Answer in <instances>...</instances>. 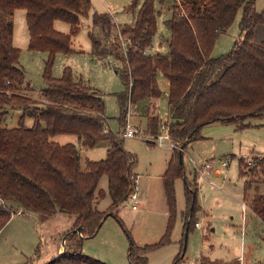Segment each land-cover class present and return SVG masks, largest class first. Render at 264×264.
Returning a JSON list of instances; mask_svg holds the SVG:
<instances>
[{
    "label": "trees",
    "instance_id": "trees-1",
    "mask_svg": "<svg viewBox=\"0 0 264 264\" xmlns=\"http://www.w3.org/2000/svg\"><path fill=\"white\" fill-rule=\"evenodd\" d=\"M156 1H132L134 21L121 27L126 48L118 44L109 50L107 40L117 34L116 24L107 13L93 15L89 33L93 54L100 59L114 56L124 64L117 70L126 87L119 96L122 128L129 103L163 95L160 75L168 81L166 124L173 141L184 148L201 139V130L208 124L245 127L247 118L264 116V10L257 11L256 0H174L167 21L168 53L151 55L147 51L158 32L160 15ZM17 9L26 11L29 50L47 54L43 70L47 87L38 99L29 95L32 88L19 66L21 50L13 43L12 14ZM90 9L91 0H0V119L16 108L22 111L18 127H0V232L19 210L47 217L56 212L75 217L73 229L64 236L67 243L94 237L109 216L122 224L116 209L137 185V157L124 148L123 138L107 128L101 93L75 79L69 67L60 78L52 75L57 54L73 52L71 37ZM240 10V38L230 52L212 57L217 39L227 32ZM57 20L71 25V35L55 29ZM26 117L33 118L32 126L24 125ZM160 127L157 117L148 118L151 133L156 134ZM58 135L76 136L77 143L61 144L53 140ZM100 141L108 143L106 158L87 159L82 167L79 146L93 148ZM255 158L251 166L242 160L241 174L248 176L245 202L264 223V156ZM182 173L183 162L178 150H173L162 176L169 212L167 231L154 245L131 241L128 264H148L147 253L169 242L176 216L175 181ZM104 175L112 205L102 212L96 201L104 196L98 191ZM198 190L196 185H186L182 250L175 262L184 257L186 235L197 223ZM79 227L81 237L75 232ZM44 264L107 263L66 244L64 253ZM198 264L222 263L202 258Z\"/></svg>",
    "mask_w": 264,
    "mask_h": 264
},
{
    "label": "rangeland",
    "instance_id": "rangeland-1",
    "mask_svg": "<svg viewBox=\"0 0 264 264\" xmlns=\"http://www.w3.org/2000/svg\"><path fill=\"white\" fill-rule=\"evenodd\" d=\"M133 0H91L88 15L81 18L80 29L71 37V54L59 53L52 75L60 78L64 69H72L75 79L102 94L105 103L106 126L119 135L129 126L141 132V136L123 138V146L134 153L137 164L134 172L138 173V197L141 206L133 209V200L127 199L116 209L122 224L112 216L107 217L94 237L82 241L69 240L81 249L84 255L107 264H128V248L131 241L137 245H154L161 241L167 231L169 212L164 195L162 175L165 173L173 150L168 146H159L150 142L160 133H151L147 125L148 116L160 120V126L168 117V81L159 76L163 95L158 99L142 97L128 105V114L121 126V108L119 96L126 87L117 70L124 67L122 60L114 56L100 59L93 54L89 36L93 28V15L109 14L116 24L117 34L107 40L111 50L116 45L126 48L121 35V27L133 23L135 11L130 8ZM174 0L156 1L160 12L158 32L150 54H167L170 28L167 25L172 15ZM178 2L179 0H175ZM258 12L264 10V0H256ZM242 10L235 17L227 32L221 35L212 57H219L232 50L240 37ZM14 22V46L21 50L19 66L26 74L27 83L32 90L29 95L39 98L41 90L47 87L43 79V70L47 54L30 51L29 31L26 11L17 9L12 14ZM57 31L71 35V25L57 20ZM22 111L11 110L0 119V127L14 128L20 124ZM150 116V117H151ZM24 125L30 127L34 120L26 117ZM245 127L235 123H211L201 130L202 138L189 143L183 149V173L175 181L176 216L169 235V242L147 253L148 264H198L207 258L222 264L238 261L240 264H264V223L254 214L244 209L245 184L248 176L241 174V163L249 166L255 157L264 156V116L249 117ZM53 140L64 144L77 143L73 135H58ZM80 147L81 165L85 167L87 159L99 161L107 156L108 143L100 141L93 148ZM179 150L180 149H174ZM197 186V202L194 221L200 227L192 225L186 238L184 257L179 256L183 238L184 214L186 211V185ZM108 177L104 175L98 184V191L104 196L97 199V208L105 212L112 205L108 191ZM253 193V192H252ZM247 202V201H246ZM40 215V214H38ZM37 216V214H36ZM18 211L0 234V264H44L57 254V247L62 238L74 226L75 218L63 212H56L47 217L38 218ZM53 257V258H52Z\"/></svg>",
    "mask_w": 264,
    "mask_h": 264
},
{
    "label": "built area",
    "instance_id": "built-area-1",
    "mask_svg": "<svg viewBox=\"0 0 264 264\" xmlns=\"http://www.w3.org/2000/svg\"><path fill=\"white\" fill-rule=\"evenodd\" d=\"M107 131L108 130H106V132ZM119 136L121 138H134V137L141 136V132L139 130H136V128H132V127L127 126L122 130V132H121V134H119ZM149 141L155 142L159 146H168L172 150L181 149V146H179L178 144H176L173 141V139L171 137V133L169 131V127L166 124V122L161 125L160 133L156 137H154L152 140L149 139ZM132 178H134V176ZM136 193H137V185L129 197V199L133 200V202H134L133 209H137L139 206V203H140L138 200V197L136 196ZM196 227H200V224L198 222L196 223ZM81 236H82V234L79 233V237H81ZM63 243H65V241H63Z\"/></svg>",
    "mask_w": 264,
    "mask_h": 264
},
{
    "label": "crops",
    "instance_id": "crops-1",
    "mask_svg": "<svg viewBox=\"0 0 264 264\" xmlns=\"http://www.w3.org/2000/svg\"><path fill=\"white\" fill-rule=\"evenodd\" d=\"M113 21H114V19H113ZM221 35H223V34H221ZM221 35L219 36V38L217 39V41H216V43H215V46H214V49H215V47H216V44L218 43V41H219V39H220V37H221ZM240 38V37H239ZM238 38V39H239ZM237 39V40H238ZM236 40V41H237ZM234 46V45H233ZM152 47V46H151ZM233 48V47H232ZM214 49H213V51H214ZM169 50V49H168ZM230 52V51H229ZM149 53V52H148ZM213 53V52H212ZM150 54V53H149ZM157 54H160V53H157ZM227 54V53H226ZM151 55H156V54H151ZM163 55H166V54H163ZM225 55V54H224ZM222 56V55H221ZM215 58V57H214ZM160 76H162V75H160ZM158 80H159V78H158ZM167 101H168V99H167ZM151 116V115H150ZM150 116H148V118L150 117ZM148 118H147V120H148ZM165 120H167V119H165ZM146 127H147V125H146ZM68 143V142H67ZM65 144V143H64ZM168 167V166H167ZM136 175H137V183H138V180H139V174L138 173H135ZM163 176V175H162ZM163 184V183H162ZM138 185H137V192H138ZM164 190V189H163ZM164 195H165V193H164ZM166 198V197H165ZM0 203H1V200H0ZM243 205H244V209H245V211L247 212L248 210H250V208L248 207V205H247V203L244 201L243 202ZM141 206V202L139 203V206H138V208ZM96 207H97V201H96ZM137 208V209H138ZM98 209V208H97ZM137 209H135V210H137ZM250 212L252 213V214H254L251 210H250ZM18 213L19 214H30V215H33V216H36V214H34V213H23L21 210H19L18 211ZM255 215V214H254ZM259 220H260V218L257 216V215H255ZM36 217H38V218H43V219H45L46 217H43V216H41V215H38L37 214V216ZM75 218V217H74ZM261 221V220H260ZM263 223V222H262ZM4 229V228H3ZM2 229V230H3ZM2 230H1V233H2ZM0 233V234H1ZM64 239H65V237H63L62 238V240H61V242H60V245L57 247V254L54 256V258L55 257H57V256H59L60 254H62V253H64V251H65V249H66V244H67V241H66V239H65V243H63V241H64ZM53 258V257H52ZM53 258V259H54Z\"/></svg>",
    "mask_w": 264,
    "mask_h": 264
},
{
    "label": "water",
    "instance_id": "water-1",
    "mask_svg": "<svg viewBox=\"0 0 264 264\" xmlns=\"http://www.w3.org/2000/svg\"><path fill=\"white\" fill-rule=\"evenodd\" d=\"M183 149H184V147L183 146H181V149L179 150V156H180V161H181V163L183 162ZM81 228L79 227V228H77L76 230H75V232H77L78 234L79 233H81ZM186 238H187V235H186ZM64 241H65V239H64Z\"/></svg>",
    "mask_w": 264,
    "mask_h": 264
}]
</instances>
